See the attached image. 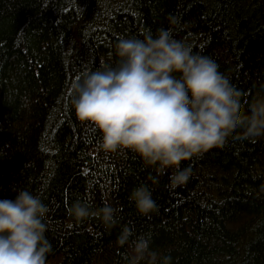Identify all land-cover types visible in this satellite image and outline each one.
Instances as JSON below:
<instances>
[{"label":"trees","instance_id":"obj_1","mask_svg":"<svg viewBox=\"0 0 264 264\" xmlns=\"http://www.w3.org/2000/svg\"><path fill=\"white\" fill-rule=\"evenodd\" d=\"M162 28L212 58L248 104L264 92V0H0V199L24 189L48 206L46 264H129L139 235L155 264H264V136L237 133L182 161L192 175L173 188L175 169L100 149L102 134L76 115L81 73L116 64L120 39ZM140 185L158 211L138 212L129 197ZM78 200L120 209L118 223L77 221ZM124 226L134 234L121 246Z\"/></svg>","mask_w":264,"mask_h":264},{"label":"clouds","instance_id":"obj_2","mask_svg":"<svg viewBox=\"0 0 264 264\" xmlns=\"http://www.w3.org/2000/svg\"><path fill=\"white\" fill-rule=\"evenodd\" d=\"M116 55V64L101 61L72 85L76 115L102 134L100 149L130 150L146 165L158 166L161 174L175 169L170 176L175 188L192 175L190 167L181 168L182 161L223 147L237 133L244 140L264 136V92L248 104L242 99L247 93L232 85L212 58L194 52L170 30L159 29L155 36L149 31L143 39L122 38ZM16 192L14 199H0V264H46L52 247L45 235L49 208L28 190ZM129 199L140 214L158 211L146 185L133 189ZM119 211L109 204L92 210L78 200L69 214L77 221L99 218L111 229ZM133 234L124 226L118 244L128 243ZM150 242L146 235L131 240L129 264H139L146 255L155 264ZM163 260L168 264L171 257Z\"/></svg>","mask_w":264,"mask_h":264}]
</instances>
